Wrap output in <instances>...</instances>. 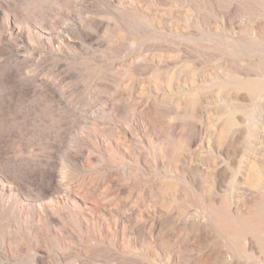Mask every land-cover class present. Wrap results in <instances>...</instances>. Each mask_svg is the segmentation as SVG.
<instances>
[{
  "label": "rangeland",
  "instance_id": "rangeland-1",
  "mask_svg": "<svg viewBox=\"0 0 264 264\" xmlns=\"http://www.w3.org/2000/svg\"><path fill=\"white\" fill-rule=\"evenodd\" d=\"M0 264H264V0H0Z\"/></svg>",
  "mask_w": 264,
  "mask_h": 264
},
{
  "label": "bare ground",
  "instance_id": "bare-ground-1",
  "mask_svg": "<svg viewBox=\"0 0 264 264\" xmlns=\"http://www.w3.org/2000/svg\"><path fill=\"white\" fill-rule=\"evenodd\" d=\"M252 181L251 182H253V179H251ZM255 181V180H254ZM256 181H257V179H256ZM258 181H259V179H258ZM255 218H253V220L252 221H256V220H254ZM238 222V221H237ZM247 222V221H246ZM249 225H247V226H250V225H252V226H254L255 225V223L254 222H251V223H248ZM248 228V227H247ZM250 228V227H249ZM253 228V227H252Z\"/></svg>",
  "mask_w": 264,
  "mask_h": 264
}]
</instances>
